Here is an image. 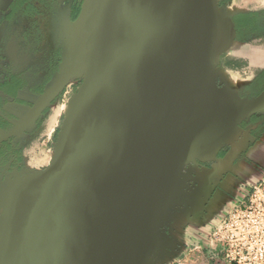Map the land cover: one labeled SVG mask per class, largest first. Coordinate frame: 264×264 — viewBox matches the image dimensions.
<instances>
[{"label":"water","instance_id":"obj_1","mask_svg":"<svg viewBox=\"0 0 264 264\" xmlns=\"http://www.w3.org/2000/svg\"><path fill=\"white\" fill-rule=\"evenodd\" d=\"M220 2L82 1L55 80L1 140L80 81L48 164L5 181L0 264H171L189 253L167 224L189 198V169L264 112V90L242 99L218 82L236 40Z\"/></svg>","mask_w":264,"mask_h":264},{"label":"crops","instance_id":"obj_2","mask_svg":"<svg viewBox=\"0 0 264 264\" xmlns=\"http://www.w3.org/2000/svg\"><path fill=\"white\" fill-rule=\"evenodd\" d=\"M44 1L47 2L48 7L43 4ZM77 1L83 0L33 1L35 10L44 16L41 18H45V21L39 20L45 39L37 56L39 55V60H43L40 56L44 53L50 54L53 50L59 53L58 69L49 85L60 70L67 34L73 21L72 5ZM12 2L13 0H2L0 3V46L5 35V27L9 33V23L3 22V19L6 20L5 13ZM220 6L233 17L236 40L220 58L217 68L218 82L232 95L242 99L249 98L250 89L264 84V0H221ZM243 16L259 22L255 28L245 34V38H243V29L244 27L247 29L248 25L243 26ZM18 28L24 30V20L21 18ZM10 37L8 49L11 51L9 53H12L14 35ZM20 98L23 101L30 98L27 103H33L38 97H30L24 92ZM59 115L54 116L52 113L49 126ZM19 117L22 118L20 115ZM256 117L257 120H248L220 146L189 169L191 184L189 198L183 206L171 214L167 224H170L169 232L181 247L191 249L190 251L196 245L201 248L198 252L193 251L190 254L194 259L200 260L199 253L210 245L211 224L226 217L236 206L241 204L244 206L252 184L264 171V112L257 114ZM55 142H51L53 151ZM34 170L40 168L34 165L27 166L20 172L27 175ZM4 185L5 183L0 187V214Z\"/></svg>","mask_w":264,"mask_h":264},{"label":"flooded vegetation","instance_id":"obj_3","mask_svg":"<svg viewBox=\"0 0 264 264\" xmlns=\"http://www.w3.org/2000/svg\"><path fill=\"white\" fill-rule=\"evenodd\" d=\"M33 1L34 0H13L5 13L7 14L6 20L3 19V22L9 23L10 34L5 27V35L1 40L2 45L0 46V187L15 171L20 172L25 167L32 166L28 162L26 152L31 147L32 140L36 132L39 131L44 119L46 120L47 116L49 122L55 104L67 92L68 86L70 85L69 84L64 92L58 96L46 111H44L35 125L19 135L1 141L17 127L27 115L39 96L43 94L49 86L50 80L58 69L57 60L59 59V53L56 50L50 51V54L44 53L43 56H40L43 60H39V55L37 56V54L41 52L42 43L45 39L39 20L43 21L45 18H41L44 16L35 10ZM44 2L43 4L48 7L49 5L47 2ZM81 5V1H77L72 5L71 19L73 21L78 17ZM20 18L24 20V30L20 28L18 31ZM258 23L257 20H250L243 16V26L248 25L247 29H245V27L243 29V38H245V34L250 32L252 28H255ZM13 35L12 53H9L11 52L8 49L11 42L10 36ZM237 35H239V32ZM22 38L23 44H21ZM16 48H18V50H16ZM75 82L80 84V81ZM263 90L264 84L257 85L255 88L250 89L251 97L249 98L257 96ZM24 92L30 95V97L34 96L38 98L33 103H27V100L30 98H26V101L20 98ZM49 113H51V115ZM19 115L22 116V118H20ZM251 119L252 121L257 120L256 115L252 116ZM245 123L246 121L242 123L241 126L245 125Z\"/></svg>","mask_w":264,"mask_h":264},{"label":"built area","instance_id":"obj_4","mask_svg":"<svg viewBox=\"0 0 264 264\" xmlns=\"http://www.w3.org/2000/svg\"><path fill=\"white\" fill-rule=\"evenodd\" d=\"M210 246L219 249L224 264H264V171L251 186L246 204L211 224ZM186 256L171 264H203Z\"/></svg>","mask_w":264,"mask_h":264},{"label":"rangeland","instance_id":"obj_5","mask_svg":"<svg viewBox=\"0 0 264 264\" xmlns=\"http://www.w3.org/2000/svg\"><path fill=\"white\" fill-rule=\"evenodd\" d=\"M79 85H80L79 83L74 82L68 86L67 92L55 104V106H58V108L55 111H53L54 116H57L59 114L60 115L56 118V120L53 121V123L50 126L48 122L49 118H47L46 116V120L44 119L39 131L36 132L32 140L31 147L26 152V157H28V162L32 166L34 165L37 168L43 169L44 165L48 164L47 161L49 158H51L53 154V148L51 142H55V140L57 139L59 128L64 119L65 110H63L62 107L63 105L68 104L72 96L76 93ZM51 113L49 114L51 115ZM48 139H50V141H48ZM199 254H200L199 261L202 262L203 264H224L220 258L219 249H214L210 245Z\"/></svg>","mask_w":264,"mask_h":264},{"label":"bare ground","instance_id":"obj_6","mask_svg":"<svg viewBox=\"0 0 264 264\" xmlns=\"http://www.w3.org/2000/svg\"><path fill=\"white\" fill-rule=\"evenodd\" d=\"M57 108H58V106H56L53 110L55 111ZM62 109L65 110V112H66L68 110V104L67 105H63Z\"/></svg>","mask_w":264,"mask_h":264}]
</instances>
